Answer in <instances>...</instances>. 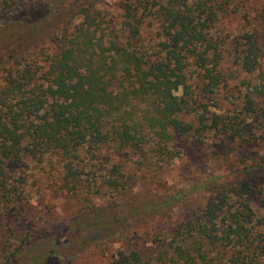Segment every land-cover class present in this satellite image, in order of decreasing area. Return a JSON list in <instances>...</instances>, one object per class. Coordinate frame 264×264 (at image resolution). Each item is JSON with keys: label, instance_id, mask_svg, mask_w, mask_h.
<instances>
[{"label": "trees", "instance_id": "1", "mask_svg": "<svg viewBox=\"0 0 264 264\" xmlns=\"http://www.w3.org/2000/svg\"><path fill=\"white\" fill-rule=\"evenodd\" d=\"M2 1L4 7L15 4ZM231 1L117 0L119 14L107 20L108 13L97 7L101 0H77L69 21L50 35L51 54L40 62L28 61L17 71L3 63L0 228L10 216L9 202L22 201L14 174L26 169V157L41 162L56 154L71 176L81 180L87 165H82L80 153L86 147L97 159V150L111 144L115 152L153 150L168 161L174 141L191 138L204 143L203 131L214 130L220 139V159L226 161L234 153L240 162L206 181L210 193L204 206L176 225L172 250L161 251L157 264H264V47L256 31L243 34L245 41L235 61L243 71L256 75L255 84L243 95L238 113L216 114L213 123L204 114L208 104L193 97L186 73L190 64L196 66L205 93L214 92L224 81L223 40L214 38V28L232 11ZM42 4L20 9L14 25L37 20ZM79 16L78 22L73 21ZM113 18L121 22L117 29ZM147 24L155 25L158 42L145 43L142 34ZM6 36L3 44L8 46L12 37ZM184 115L194 116L197 125ZM260 146L262 156L255 160ZM101 174L112 194L125 188L118 167ZM257 199L263 209L260 216L253 206ZM99 226L98 221L97 228L94 223L83 224L71 235L79 244L86 243ZM4 234L0 230V244L11 249ZM37 241L31 242L18 264H50L54 247L66 239ZM112 264L153 263L132 249L120 251Z\"/></svg>", "mask_w": 264, "mask_h": 264}, {"label": "rangeland", "instance_id": "2", "mask_svg": "<svg viewBox=\"0 0 264 264\" xmlns=\"http://www.w3.org/2000/svg\"><path fill=\"white\" fill-rule=\"evenodd\" d=\"M76 1L12 0L15 4L9 8L0 0V67L4 63L17 71L28 61L40 62L51 54L54 49L50 35L64 20L69 21L68 15ZM116 1L101 0L97 6L108 13L107 20L119 14ZM41 2L43 6L37 20L21 26L23 28L14 25L23 12L20 9ZM229 7L232 11L214 28V38L223 40L220 47L224 81L214 92L205 93V81L198 75L196 66L190 64L186 70L193 97L198 103L209 106L204 110L209 123L214 122L216 114L238 113L242 109L243 95L255 84L256 75H249L235 61L245 41L243 34L256 31L259 45L264 47V0H232ZM43 13L45 16L41 18ZM80 19L81 16L73 21ZM112 22L115 29L121 26L118 19L113 18ZM4 34L12 37V44H3ZM142 35L147 44L158 42L155 25L147 24ZM261 65L264 69V56ZM3 75L0 74V80ZM184 117L197 125L194 116ZM202 138L204 143L191 138L174 141L168 161L153 150L142 152L125 148L115 152L111 144L97 150L95 155L100 158L97 159L92 156L94 151L86 147L80 153L82 165H87L81 180L71 176V170L56 154L48 155L41 162L26 157V169L14 174L22 201L9 202L10 216L0 228L12 242L11 249L0 244V264H9L10 260L18 264L35 239L43 244L61 238L66 242L54 247L55 257L50 264H112L120 251L132 249H138L144 260L157 264L161 251L172 250L170 242L176 225L204 206L210 193L206 181L223 173L226 166L240 162L234 153L226 161L220 159V139L214 130L203 131ZM256 149L255 160H259L263 146ZM114 166L124 175L122 180L126 181V186L112 194L100 175L110 173ZM95 167L96 180L91 176ZM256 203L253 206L260 216L263 213L260 200ZM97 221L98 232L92 233L89 242L79 244L74 234L71 235L83 224L94 223L97 228Z\"/></svg>", "mask_w": 264, "mask_h": 264}]
</instances>
